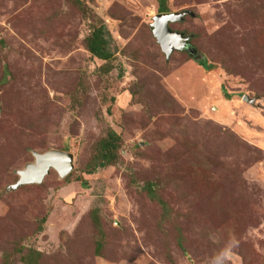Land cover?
I'll return each mask as SVG.
<instances>
[{
	"label": "rangeland",
	"instance_id": "rangeland-1",
	"mask_svg": "<svg viewBox=\"0 0 264 264\" xmlns=\"http://www.w3.org/2000/svg\"><path fill=\"white\" fill-rule=\"evenodd\" d=\"M76 1L111 62L88 53ZM166 5L194 14L170 27L208 69L165 58L157 0H0V264H264V0ZM108 129L118 160L94 169ZM52 149L67 176L10 188Z\"/></svg>",
	"mask_w": 264,
	"mask_h": 264
},
{
	"label": "water",
	"instance_id": "water-1",
	"mask_svg": "<svg viewBox=\"0 0 264 264\" xmlns=\"http://www.w3.org/2000/svg\"><path fill=\"white\" fill-rule=\"evenodd\" d=\"M186 15L193 16L194 14L189 10L157 13L152 18L151 33L167 60L173 51H185L194 61L202 63L205 60L204 56L190 44V38L183 32L173 30L170 27L171 23L181 22ZM242 100L254 105L257 98H250L244 94ZM32 155L34 162L28 164L23 170L17 171L19 178L15 184L11 185V189H17L25 184L41 183L50 169L55 170L61 178L72 171L73 156L70 152L52 149L43 153L33 151Z\"/></svg>",
	"mask_w": 264,
	"mask_h": 264
},
{
	"label": "trees",
	"instance_id": "trees-1",
	"mask_svg": "<svg viewBox=\"0 0 264 264\" xmlns=\"http://www.w3.org/2000/svg\"><path fill=\"white\" fill-rule=\"evenodd\" d=\"M158 1V13L170 12L166 5V0H157ZM75 5L79 8L83 17L90 21L89 33L84 38V44L88 53L99 60L104 62H111L114 56V51H112V42L113 39L105 25L100 18L90 14V10H85L82 8V4L78 1L75 2ZM178 31V30H177ZM182 32V31H180ZM185 34V33H184ZM185 52V51H184ZM186 53V52H185ZM201 64L205 69L209 68V65L206 64L205 60ZM108 66H104V70L107 72ZM121 144V137L112 129H108L105 136L100 138L97 142V149L95 151V156L93 157V168H103L107 165H114L118 160V149ZM95 170H87L88 174L94 173ZM83 181V180H81ZM145 188L148 194L153 196L151 193L153 191V184L146 183ZM45 217L41 220L43 223ZM98 219H94V225L97 224ZM101 246L100 243L97 245ZM39 254V253H36ZM20 262L23 264H34L28 260L27 257H20Z\"/></svg>",
	"mask_w": 264,
	"mask_h": 264
},
{
	"label": "bare ground",
	"instance_id": "bare-ground-1",
	"mask_svg": "<svg viewBox=\"0 0 264 264\" xmlns=\"http://www.w3.org/2000/svg\"><path fill=\"white\" fill-rule=\"evenodd\" d=\"M27 176V175H26Z\"/></svg>",
	"mask_w": 264,
	"mask_h": 264
}]
</instances>
